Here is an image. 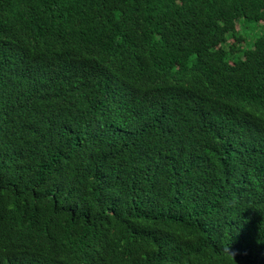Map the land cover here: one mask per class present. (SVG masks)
I'll list each match as a JSON object with an SVG mask.
<instances>
[{"label":"trees","instance_id":"obj_1","mask_svg":"<svg viewBox=\"0 0 264 264\" xmlns=\"http://www.w3.org/2000/svg\"><path fill=\"white\" fill-rule=\"evenodd\" d=\"M0 264H264V0H0Z\"/></svg>","mask_w":264,"mask_h":264},{"label":"rangeland","instance_id":"obj_2","mask_svg":"<svg viewBox=\"0 0 264 264\" xmlns=\"http://www.w3.org/2000/svg\"><path fill=\"white\" fill-rule=\"evenodd\" d=\"M248 24H250L251 26H254V25H256L254 22H252V23H248ZM260 28H258V29H256L254 32H252L251 34L252 35H257L260 31Z\"/></svg>","mask_w":264,"mask_h":264}]
</instances>
